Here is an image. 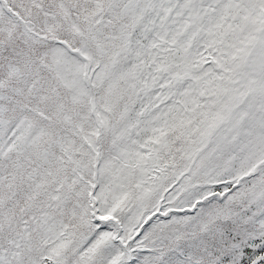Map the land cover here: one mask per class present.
Wrapping results in <instances>:
<instances>
[{
	"label": "snow or ice",
	"instance_id": "1",
	"mask_svg": "<svg viewBox=\"0 0 264 264\" xmlns=\"http://www.w3.org/2000/svg\"><path fill=\"white\" fill-rule=\"evenodd\" d=\"M0 264H264V0H0Z\"/></svg>",
	"mask_w": 264,
	"mask_h": 264
}]
</instances>
